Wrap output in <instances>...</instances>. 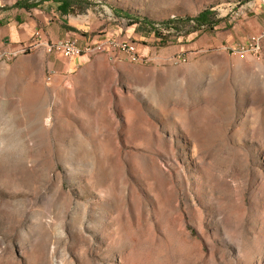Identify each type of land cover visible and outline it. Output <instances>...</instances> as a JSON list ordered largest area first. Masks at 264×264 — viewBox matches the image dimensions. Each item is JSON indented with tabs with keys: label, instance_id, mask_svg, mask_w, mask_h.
<instances>
[{
	"label": "rangeland",
	"instance_id": "374dc122",
	"mask_svg": "<svg viewBox=\"0 0 264 264\" xmlns=\"http://www.w3.org/2000/svg\"><path fill=\"white\" fill-rule=\"evenodd\" d=\"M60 4L0 0V36ZM206 10L213 28L196 20ZM68 13L153 30L146 80L174 64L188 81L200 68L204 88L179 91L175 116L138 92L132 62L94 105L53 90L36 30L22 54L0 50V264H264V50H240L264 38L250 25L264 0H72Z\"/></svg>",
	"mask_w": 264,
	"mask_h": 264
},
{
	"label": "crops",
	"instance_id": "0c3cea01",
	"mask_svg": "<svg viewBox=\"0 0 264 264\" xmlns=\"http://www.w3.org/2000/svg\"><path fill=\"white\" fill-rule=\"evenodd\" d=\"M263 20V18L259 19V17L251 19L252 32L260 30L264 22ZM7 27V31L0 38L2 39L6 36L5 34H8L11 36L12 43L8 45L9 48H0L4 53H11L22 49L37 29L45 32L47 39L42 38L43 41L51 42L75 38L80 45H85L113 36L129 38L133 41H144L142 44L135 42L139 54L138 61H129L124 52L116 53L112 50H95L99 52L94 53V51V54H83L69 58L56 50L48 51L44 47L37 49L32 53L33 57L38 62L42 59L44 74L48 75L46 80L58 94H80L92 100L94 105H99L96 101L97 99L102 97L111 98L112 96L114 90L112 79L115 71L120 72L123 68L133 66L132 62L137 63L140 76L142 74V77L138 79V92L145 95L147 88L154 90L157 94L154 95V98L161 102L162 106L172 108L173 112L171 111V114H175V116L179 115L177 109L181 106V103L178 102L179 91L181 94H183L182 92H186L189 83H191L192 88L196 91H201L204 88L205 80L202 78V70L200 68L195 70L193 80L188 81L184 73L180 75L182 78L179 79V69L174 64H170L167 67L169 75H162L161 70L154 68V76L151 77L150 74L146 80V61L157 59L156 55L159 47L155 44V41L158 37L151 29L145 31L139 23L125 28L123 34L120 35L119 30L116 28L95 22L86 23L82 19L75 18L70 13L62 11L60 8L53 13V16L50 15L48 10L37 8L35 9V17L30 18L22 24L11 22ZM146 39L149 41L147 42ZM263 41L264 38L261 41L260 49L255 53L251 52V54L258 55L263 52ZM169 60L171 62L172 58L170 57ZM165 90H169L168 96L162 93ZM162 98L168 99V102H162ZM197 121L200 122L201 120Z\"/></svg>",
	"mask_w": 264,
	"mask_h": 264
},
{
	"label": "built area",
	"instance_id": "2783aa9c",
	"mask_svg": "<svg viewBox=\"0 0 264 264\" xmlns=\"http://www.w3.org/2000/svg\"><path fill=\"white\" fill-rule=\"evenodd\" d=\"M264 32V28L261 33ZM260 33V34H261ZM258 35L251 36L250 39L242 44L240 50L242 52L251 51H258L259 50V43H258ZM32 38H46L45 33L41 29H37L35 34ZM47 39V38H46ZM96 43H103L106 44L107 50H112L113 52H124L127 53L129 58L131 57H139L136 43L130 41L128 39H119V38H104L99 40ZM44 47L48 51H58L61 52L65 57L73 58L76 56H81L83 54H92L91 52V43L80 45L77 39L74 38H67L62 41L51 42L50 46H36V48ZM21 53V50L13 51L10 54L17 55Z\"/></svg>",
	"mask_w": 264,
	"mask_h": 264
},
{
	"label": "trees",
	"instance_id": "16d2710c",
	"mask_svg": "<svg viewBox=\"0 0 264 264\" xmlns=\"http://www.w3.org/2000/svg\"><path fill=\"white\" fill-rule=\"evenodd\" d=\"M57 1L61 2V4L59 5V8L64 12H68V8L71 6L72 0H57ZM26 7L29 8L30 6H26ZM210 15H211V12L209 10H206L200 13L196 17V20L199 23V26L207 25L210 28H213L215 24L212 23Z\"/></svg>",
	"mask_w": 264,
	"mask_h": 264
},
{
	"label": "bare ground",
	"instance_id": "6f19581e",
	"mask_svg": "<svg viewBox=\"0 0 264 264\" xmlns=\"http://www.w3.org/2000/svg\"><path fill=\"white\" fill-rule=\"evenodd\" d=\"M261 40H262V36H258L259 49H260V45H261Z\"/></svg>",
	"mask_w": 264,
	"mask_h": 264
}]
</instances>
